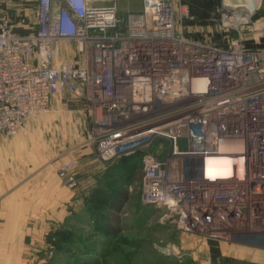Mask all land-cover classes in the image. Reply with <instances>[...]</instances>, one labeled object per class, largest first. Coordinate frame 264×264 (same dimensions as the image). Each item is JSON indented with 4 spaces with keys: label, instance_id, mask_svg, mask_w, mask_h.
<instances>
[{
    "label": "built area",
    "instance_id": "obj_1",
    "mask_svg": "<svg viewBox=\"0 0 264 264\" xmlns=\"http://www.w3.org/2000/svg\"><path fill=\"white\" fill-rule=\"evenodd\" d=\"M117 1L0 0V139L54 97L88 102L93 153L106 168L140 161L144 205L209 241L264 238V47L241 32L259 6L222 0L218 24L239 37L221 46L187 36V4L123 14ZM213 159L231 162L229 178L192 175ZM76 165L58 170L69 189Z\"/></svg>",
    "mask_w": 264,
    "mask_h": 264
},
{
    "label": "rangeland",
    "instance_id": "obj_2",
    "mask_svg": "<svg viewBox=\"0 0 264 264\" xmlns=\"http://www.w3.org/2000/svg\"><path fill=\"white\" fill-rule=\"evenodd\" d=\"M175 1L177 5L183 3L190 8L191 16L182 21L187 36L221 46L231 38L239 37L234 32L229 39L218 24V8L222 0ZM117 3L123 14L139 12L142 7V0H118ZM17 12H13L15 14L12 16L15 25L21 23V15ZM251 20L250 24L243 26L242 38L250 47H264V0L260 1ZM62 57L65 58L64 55ZM93 124L90 103L54 97L49 113L32 117L16 136L4 138L13 140L21 133L29 132L31 139L25 153H32L31 149L38 143L39 148L52 150L55 162L77 160L81 167L93 153L89 142ZM64 163L57 168V174ZM132 164L133 173L126 164H113L104 172L96 170L94 173L101 177L97 179L94 176L96 180L82 189L80 183L76 188H67L56 174L60 185L75 194L69 203V218L62 225L51 226L43 241L38 240L31 230L40 231L46 226L35 223L18 225L17 229L21 228V231H17L15 237L21 236L20 239L7 241L4 237L0 241V264H264V238L238 237L233 242L209 241L200 235L180 230L165 219L164 210H154L144 205L140 194L142 166L137 160ZM85 167H81L80 172ZM74 174L79 181L80 178ZM35 184L25 179L15 186L23 195V216L29 212L27 207H31V219L42 213L40 207L46 200L45 193L38 192L37 187L42 186ZM13 187L8 186L10 189ZM95 190L109 194L117 193L115 190L121 192L116 197L117 202L111 204L119 208L118 211L100 207L101 213L110 219L102 221L103 226H99L101 219L100 222L97 219L100 215L94 218L91 213V199L95 197ZM10 195L11 192L2 197L4 208L12 205ZM101 227L105 231L111 230L113 234H104ZM20 246L29 248V254L22 258L19 256Z\"/></svg>",
    "mask_w": 264,
    "mask_h": 264
},
{
    "label": "crops",
    "instance_id": "obj_3",
    "mask_svg": "<svg viewBox=\"0 0 264 264\" xmlns=\"http://www.w3.org/2000/svg\"><path fill=\"white\" fill-rule=\"evenodd\" d=\"M67 107L69 108L70 106L67 105ZM30 139L29 132H23L13 140L0 139V241L4 237H6L7 241L20 239L21 236L20 238L19 236L15 237V233L21 231V228L17 229V226L32 223L46 226V230H31V233L36 235L38 240L41 239L43 241L51 226L62 225L69 218V203L74 199L75 196L73 195L75 194L61 186L57 181L58 179L55 178L58 175L57 168L67 159L55 162L52 150L48 151L42 147L39 148L38 143H36L34 149H31L32 153H25V148ZM57 163L59 164L55 166ZM77 166H79L78 163L75 173L80 178V188L91 185L96 180L93 179L94 176L97 179L101 177L94 173L96 170L103 172L106 169V171L109 170L94 153L85 160V164L81 165V167L86 166L82 170L83 172H80L81 167L79 166L80 168L77 169ZM25 179H30L32 183L35 182L36 186H38L37 184L42 186L37 187L38 192L39 194L44 192L46 197L40 207L42 213H39L40 215L34 219L30 217L32 213L31 207H27L29 212L24 213L23 216V204H21L23 195L20 190L15 188L16 185L21 184ZM10 185H14V187L8 188ZM9 192H11L10 200H12V205L4 208L3 203H1L2 197ZM28 250V247L20 246V258L28 255Z\"/></svg>",
    "mask_w": 264,
    "mask_h": 264
},
{
    "label": "bare ground",
    "instance_id": "obj_4",
    "mask_svg": "<svg viewBox=\"0 0 264 264\" xmlns=\"http://www.w3.org/2000/svg\"><path fill=\"white\" fill-rule=\"evenodd\" d=\"M240 4L245 11L251 12L260 6L261 0H228V2ZM232 174L231 162L226 159H213L205 161L192 175L198 179L205 178H229Z\"/></svg>",
    "mask_w": 264,
    "mask_h": 264
},
{
    "label": "trees",
    "instance_id": "obj_5",
    "mask_svg": "<svg viewBox=\"0 0 264 264\" xmlns=\"http://www.w3.org/2000/svg\"><path fill=\"white\" fill-rule=\"evenodd\" d=\"M132 163H135V160H133L132 158H123L117 164H118V166H119V164H122V166H126V165L129 166L128 170H131L132 173H133L134 167H132L133 166ZM115 192H117V193L109 194V193H106L104 191H96V190L94 192L95 193L94 194L95 197H93L91 199V202H92V205H93L91 213L94 216V218H96L97 215H100V217L97 218V219H99L98 222H100V219H101V222H100L99 226H103L102 225L103 224L102 221H104L106 219L110 220L108 215H106L104 213H101L100 207H105L107 209H112V210H117V211L119 210V208H116V206H112L111 205L112 203L117 202L116 197L118 196V194H121V192L119 190H115ZM101 232H103L104 234H107V235L108 234H110V235L113 234V232L111 230L110 231H105V229L103 227H101Z\"/></svg>",
    "mask_w": 264,
    "mask_h": 264
}]
</instances>
